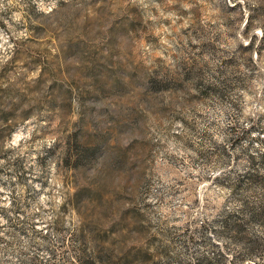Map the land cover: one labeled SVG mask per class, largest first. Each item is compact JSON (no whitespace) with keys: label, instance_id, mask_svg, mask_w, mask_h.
<instances>
[{"label":"rangeland","instance_id":"obj_1","mask_svg":"<svg viewBox=\"0 0 264 264\" xmlns=\"http://www.w3.org/2000/svg\"><path fill=\"white\" fill-rule=\"evenodd\" d=\"M248 204L264 206V0H0V264L132 244L264 264Z\"/></svg>","mask_w":264,"mask_h":264},{"label":"trees","instance_id":"obj_2","mask_svg":"<svg viewBox=\"0 0 264 264\" xmlns=\"http://www.w3.org/2000/svg\"><path fill=\"white\" fill-rule=\"evenodd\" d=\"M165 85L163 82V79H159L154 75H151L150 78L147 81V89L152 91H160L165 89ZM80 157L83 159L84 157H87V161L91 162L94 160V156L96 158L98 157H104L107 154V147L105 145V142L103 140L97 141L95 144H84L83 149L81 150ZM104 155V156H103ZM120 160V157L115 158L110 162L114 164V162H118ZM250 208V212L248 215V219H262L264 217V206L263 205H255V204H248ZM242 224V220H233V221H227L225 223V226L227 229H234L233 235L236 237L239 234L240 227ZM120 245V244H119ZM136 250L135 255H138V252L141 251L143 257L140 255L143 259L142 262L137 264H157L159 262V252L158 251H152L149 246L142 247L138 246L137 244L130 245L129 248H126L124 246H117L116 248H112V251L107 253L106 257L101 258H95V259H88L85 260L82 256H80V262L81 264H128L132 263L135 264L134 259H130L129 255L133 253V251ZM241 256L239 254H235L232 258H227L226 255H224V251L219 254V256H202L200 257L196 264H245V259L248 257H252V254L242 252Z\"/></svg>","mask_w":264,"mask_h":264}]
</instances>
